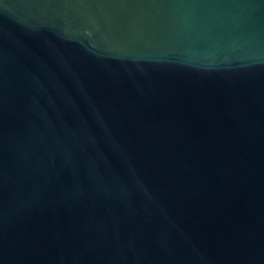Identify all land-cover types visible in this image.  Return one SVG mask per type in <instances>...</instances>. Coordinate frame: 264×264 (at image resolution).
Wrapping results in <instances>:
<instances>
[{"label":"water","instance_id":"water-1","mask_svg":"<svg viewBox=\"0 0 264 264\" xmlns=\"http://www.w3.org/2000/svg\"><path fill=\"white\" fill-rule=\"evenodd\" d=\"M0 264H264V0H0Z\"/></svg>","mask_w":264,"mask_h":264}]
</instances>
